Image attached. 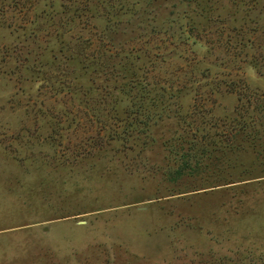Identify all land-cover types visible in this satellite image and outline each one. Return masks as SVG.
I'll use <instances>...</instances> for the list:
<instances>
[{"label":"rangeland","instance_id":"374dc122","mask_svg":"<svg viewBox=\"0 0 264 264\" xmlns=\"http://www.w3.org/2000/svg\"><path fill=\"white\" fill-rule=\"evenodd\" d=\"M0 264H264V0H0Z\"/></svg>","mask_w":264,"mask_h":264},{"label":"trees","instance_id":"16d2710c","mask_svg":"<svg viewBox=\"0 0 264 264\" xmlns=\"http://www.w3.org/2000/svg\"><path fill=\"white\" fill-rule=\"evenodd\" d=\"M257 135L255 132L253 133H250V134H244L242 136V138L239 139V141H241L242 143H247V142H251L253 143V147L256 145L254 144V141L257 139L256 138ZM241 143V144H242ZM238 145V144H237ZM237 145H230L228 147L229 150L233 151V150H237V149H244V144H242L241 146H237ZM205 150V153H204V157H205V160H207L209 162L210 165L214 166V167H217L218 164H221L222 163V160H221V157H219L217 154H213L211 151L213 150H210L208 148L204 149ZM224 156L226 155V152L224 153V151H221V156ZM219 183V182H218Z\"/></svg>","mask_w":264,"mask_h":264}]
</instances>
